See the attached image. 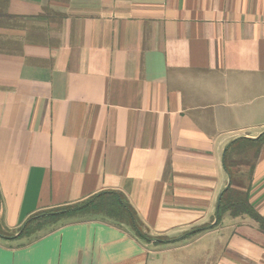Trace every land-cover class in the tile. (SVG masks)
Instances as JSON below:
<instances>
[{
    "label": "crops",
    "instance_id": "0c3cea01",
    "mask_svg": "<svg viewBox=\"0 0 264 264\" xmlns=\"http://www.w3.org/2000/svg\"><path fill=\"white\" fill-rule=\"evenodd\" d=\"M242 138L264 218V0H0V264H264L258 224L219 216ZM110 191L139 232L14 237Z\"/></svg>",
    "mask_w": 264,
    "mask_h": 264
},
{
    "label": "trees",
    "instance_id": "16d2710c",
    "mask_svg": "<svg viewBox=\"0 0 264 264\" xmlns=\"http://www.w3.org/2000/svg\"><path fill=\"white\" fill-rule=\"evenodd\" d=\"M259 141L261 139L255 141L242 138L232 142L227 148L224 162L230 176V185L221 195L219 216L221 218L223 213H229L233 218L249 217L264 232V218L250 202L254 168L252 160L256 159L260 153V146L256 144ZM77 218L101 219L117 225L134 226L137 232L140 230L135 214L125 197L117 191H110L99 193L76 205L31 217L19 230L22 232L15 239L32 237L43 231L46 226L51 227L62 221Z\"/></svg>",
    "mask_w": 264,
    "mask_h": 264
},
{
    "label": "rangeland",
    "instance_id": "374dc122",
    "mask_svg": "<svg viewBox=\"0 0 264 264\" xmlns=\"http://www.w3.org/2000/svg\"><path fill=\"white\" fill-rule=\"evenodd\" d=\"M43 213H44V212H43ZM43 213H42V214H43ZM61 223H63V221H62ZM48 228H49V227L46 226V228H44L43 231H41V232H39V233L33 235L32 237H25V238H23L24 240H23L22 242H28V241L30 240V238L33 239V238H36V237L40 236L41 234H44ZM16 232H17V231H13V232H11V233H16ZM19 232H20V231H19ZM19 232H17V233L15 234V236H16ZM15 236H14V237H15Z\"/></svg>",
    "mask_w": 264,
    "mask_h": 264
},
{
    "label": "water",
    "instance_id": "95a60500",
    "mask_svg": "<svg viewBox=\"0 0 264 264\" xmlns=\"http://www.w3.org/2000/svg\"><path fill=\"white\" fill-rule=\"evenodd\" d=\"M230 185V176H229V182H228V185L227 187ZM220 202H221V197L219 199V206H220ZM22 231H20L15 237H17L19 234H21Z\"/></svg>",
    "mask_w": 264,
    "mask_h": 264
}]
</instances>
